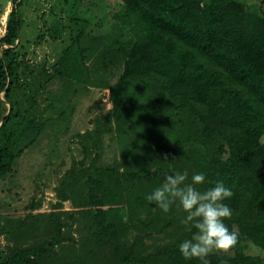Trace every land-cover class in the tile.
Returning <instances> with one entry per match:
<instances>
[{"label":"trees","instance_id":"obj_1","mask_svg":"<svg viewBox=\"0 0 264 264\" xmlns=\"http://www.w3.org/2000/svg\"><path fill=\"white\" fill-rule=\"evenodd\" d=\"M258 1L253 10L241 0H96L94 21L69 16V31H46L63 42L49 69L23 52L22 1L12 0L0 39V180L47 128L65 121L89 85L109 90L112 109L78 135L91 150L81 143L84 158L59 180L52 208L70 202L72 210L62 219L33 215L41 207L33 199L24 220L2 226L13 244L0 243V264H199L178 249L194 231L180 223L185 214L175 206L164 213L146 199L165 173L185 170L189 180L205 173L201 190L220 180L233 191L225 223L238 243L232 254L212 253L210 264H264L246 254L247 244L264 250V0ZM113 132L120 156L101 164L102 139Z\"/></svg>","mask_w":264,"mask_h":264},{"label":"rangeland","instance_id":"obj_2","mask_svg":"<svg viewBox=\"0 0 264 264\" xmlns=\"http://www.w3.org/2000/svg\"><path fill=\"white\" fill-rule=\"evenodd\" d=\"M21 1L18 12L23 18L20 32L21 40L25 45L23 52H26V57L30 62L45 64L49 69L60 53L63 42L61 39L54 42L50 36L46 35V31L49 28L59 31L64 28L65 31H69L73 28V25L71 26L69 23V16L90 18L94 21L96 14L92 5L96 0H82L76 5L75 1L77 0ZM241 1L249 7L254 6L253 10L257 9L259 5L258 0ZM11 2L12 0H0V39L5 34L8 15L13 7ZM40 33H45L46 37L38 45H35V40ZM61 36L64 38L65 33L62 32ZM5 48L0 45V55ZM116 80L117 76L110 78L109 85L114 84ZM111 109L112 101L108 89L91 84L87 90L78 93L65 121L60 126L47 128L37 144L17 160L13 174L0 180V230L2 226L7 224L14 226L24 220L28 212L26 207L31 204L33 199L39 200L41 203L40 209L33 211V215H47L53 212L62 219L63 215L60 213L72 210L70 202L63 204L62 211L52 208L58 202L59 180L73 162H79L84 158L81 143L87 144L91 150L90 140L81 139L78 135L93 130L96 127L95 119H103ZM114 136L115 132L112 136L105 135L103 137L99 163L106 164L110 163L113 158H119L121 146L115 139L117 137L113 138ZM27 222L31 224L33 220L28 218ZM157 239L156 243H158ZM9 240H11L10 233L7 235L0 233V243L3 248L9 242L13 244L12 240ZM145 243L153 246L154 239H147ZM223 253L232 254L230 251ZM246 254L264 259V250L251 244H247Z\"/></svg>","mask_w":264,"mask_h":264},{"label":"clouds","instance_id":"obj_3","mask_svg":"<svg viewBox=\"0 0 264 264\" xmlns=\"http://www.w3.org/2000/svg\"><path fill=\"white\" fill-rule=\"evenodd\" d=\"M205 184L203 172L192 174L189 180L188 171H174L165 173L160 185L146 197L164 213L175 206L185 214L180 223L194 231L179 243L178 249L185 261L197 260L199 264H210L212 253L228 252L238 243L237 233L225 223L233 215L225 203L233 196L231 187L220 180L203 190L197 187Z\"/></svg>","mask_w":264,"mask_h":264},{"label":"water","instance_id":"obj_4","mask_svg":"<svg viewBox=\"0 0 264 264\" xmlns=\"http://www.w3.org/2000/svg\"><path fill=\"white\" fill-rule=\"evenodd\" d=\"M153 176L155 175V173L152 174Z\"/></svg>","mask_w":264,"mask_h":264}]
</instances>
